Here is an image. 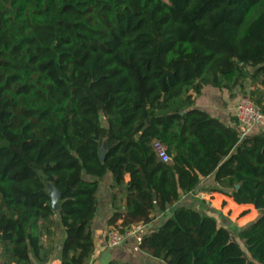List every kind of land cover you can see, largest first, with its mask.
<instances>
[{
    "label": "trees",
    "instance_id": "1",
    "mask_svg": "<svg viewBox=\"0 0 264 264\" xmlns=\"http://www.w3.org/2000/svg\"><path fill=\"white\" fill-rule=\"evenodd\" d=\"M205 84L240 88L264 111V0H0L5 261L47 263L60 223L62 264H88L108 172L109 229L123 233L215 172L258 217L236 232L180 204L140 248L165 264H264V130L242 137L196 107Z\"/></svg>",
    "mask_w": 264,
    "mask_h": 264
},
{
    "label": "crops",
    "instance_id": "2",
    "mask_svg": "<svg viewBox=\"0 0 264 264\" xmlns=\"http://www.w3.org/2000/svg\"><path fill=\"white\" fill-rule=\"evenodd\" d=\"M246 95L240 88L235 89V94L231 95L227 88L205 84L201 94L197 96L195 106L207 110L230 126L238 127L235 107L240 98ZM263 130L264 116L254 125L249 134L259 133ZM129 177L128 174L127 179ZM112 182V173L108 172L102 179L98 190L99 205L93 218L96 248L88 264H108L111 259H118L121 262L130 261L132 264H145L146 262V264H164L163 260L142 250L139 243L145 233L159 226L173 212L174 207L180 204L201 208L216 216L220 224L230 227L236 232L259 215V209L255 207L254 203L241 204L233 196L218 189L221 186L216 180L215 172H213L203 176L194 190L183 193L181 198L166 210H157L150 222L142 224L139 230L127 235L121 245L109 247L106 244V234L109 230L108 220L113 213L112 189L110 187ZM65 236L64 227L58 223L57 235L54 238L55 247L49 261L41 263L33 256L32 263L62 264V248L66 239ZM44 239L46 241V238ZM138 258H144L145 263L136 260ZM0 264L17 263H7L0 253Z\"/></svg>",
    "mask_w": 264,
    "mask_h": 264
},
{
    "label": "built area",
    "instance_id": "3",
    "mask_svg": "<svg viewBox=\"0 0 264 264\" xmlns=\"http://www.w3.org/2000/svg\"><path fill=\"white\" fill-rule=\"evenodd\" d=\"M235 114L237 116V125L240 135L244 137L245 135L249 134L254 125L261 120V118L264 116V111H262L248 95H246L241 97L236 104ZM155 147L160 152L162 159H171V155L166 150V145L164 143L161 141H156ZM141 227V223L134 224L125 233H123L118 226H112L107 233V246L112 247L122 244L127 235L136 232Z\"/></svg>",
    "mask_w": 264,
    "mask_h": 264
},
{
    "label": "water",
    "instance_id": "4",
    "mask_svg": "<svg viewBox=\"0 0 264 264\" xmlns=\"http://www.w3.org/2000/svg\"><path fill=\"white\" fill-rule=\"evenodd\" d=\"M106 148H107V143L105 142L101 146V149H100V158L101 159H104L105 158ZM239 185L240 184H238V186ZM51 188H52V205H53V208L55 210H58L61 207V195H62V193H61L60 189L56 185H54V184L51 185ZM254 205L257 208L259 206L257 202H255ZM57 216H58V214L56 213L55 214V217H57Z\"/></svg>",
    "mask_w": 264,
    "mask_h": 264
},
{
    "label": "rangeland",
    "instance_id": "5",
    "mask_svg": "<svg viewBox=\"0 0 264 264\" xmlns=\"http://www.w3.org/2000/svg\"><path fill=\"white\" fill-rule=\"evenodd\" d=\"M103 120L105 121V119H104V117H103ZM104 182H106V179H104ZM52 189V188H51ZM121 245V244H120ZM136 260H140V261H142V262H144L145 263V259L144 258H138V259H136ZM142 262H140V263H142ZM147 263V262H146ZM145 263V264H146ZM165 264V263H164Z\"/></svg>",
    "mask_w": 264,
    "mask_h": 264
}]
</instances>
